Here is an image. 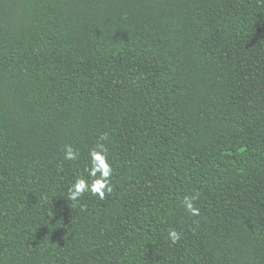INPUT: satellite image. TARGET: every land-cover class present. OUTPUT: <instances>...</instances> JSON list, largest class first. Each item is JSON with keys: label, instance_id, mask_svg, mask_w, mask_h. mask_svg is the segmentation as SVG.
Here are the masks:
<instances>
[{"label": "trees", "instance_id": "16d2710c", "mask_svg": "<svg viewBox=\"0 0 264 264\" xmlns=\"http://www.w3.org/2000/svg\"><path fill=\"white\" fill-rule=\"evenodd\" d=\"M0 264H264V0H0Z\"/></svg>", "mask_w": 264, "mask_h": 264}, {"label": "clouds", "instance_id": "9594fccd", "mask_svg": "<svg viewBox=\"0 0 264 264\" xmlns=\"http://www.w3.org/2000/svg\"><path fill=\"white\" fill-rule=\"evenodd\" d=\"M107 139L106 134L101 137ZM79 150L74 149L71 145H65L64 160L76 161L79 159ZM90 166L85 168L87 177L78 176L68 187L65 196L70 202L71 207L78 203L85 194L98 197L100 200L105 199L113 192L112 176L114 173L113 166L108 159V149L103 143H97L89 151ZM199 195L185 196L182 205L190 216H199L200 210L196 206ZM167 239L172 245L181 240V232L175 228H170L167 233Z\"/></svg>", "mask_w": 264, "mask_h": 264}]
</instances>
